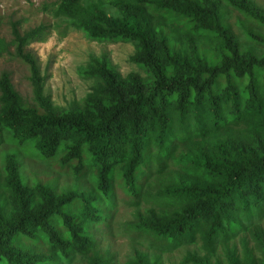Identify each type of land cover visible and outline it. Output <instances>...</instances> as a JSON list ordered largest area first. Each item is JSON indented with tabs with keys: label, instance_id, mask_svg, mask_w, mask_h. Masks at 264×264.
Instances as JSON below:
<instances>
[{
	"label": "trees",
	"instance_id": "obj_1",
	"mask_svg": "<svg viewBox=\"0 0 264 264\" xmlns=\"http://www.w3.org/2000/svg\"><path fill=\"white\" fill-rule=\"evenodd\" d=\"M224 1L244 17L259 53L238 46L216 0L55 1L53 14L88 38L131 42L129 59L142 71L122 74L105 55H89L80 73L93 81L67 108L44 92L45 74L25 48L50 25L20 30L9 21L0 53L26 65L31 98L0 71V140L4 132L15 146L2 156L12 207L0 201V264H61L75 254L85 255V264H114L94 230L109 228L116 198L135 204L152 170L169 159L177 169H168L171 177L153 194L157 208L135 210L120 228L132 239L165 249L198 237L206 253L187 251L179 264H220L208 257L215 242L263 215L264 10L251 0ZM239 123L245 127L231 133ZM220 130L226 132L204 139ZM178 142L183 149L173 155ZM18 150L57 173L88 176L90 186L65 190L48 178L28 180ZM260 244L264 264L263 236ZM244 253L240 259L225 247L226 264H256ZM124 264L161 260L133 248Z\"/></svg>",
	"mask_w": 264,
	"mask_h": 264
},
{
	"label": "rangeland",
	"instance_id": "obj_2",
	"mask_svg": "<svg viewBox=\"0 0 264 264\" xmlns=\"http://www.w3.org/2000/svg\"><path fill=\"white\" fill-rule=\"evenodd\" d=\"M55 1L57 0H0V38L3 40L8 41L10 39L9 21L11 20L17 21L20 30L40 22L50 25L42 38L30 41L25 48L34 57L40 73L45 74L43 90L49 94L54 104L61 108H67L73 101H81L93 81L91 77L80 73L89 55H105L113 68L122 74L128 71H136L142 74V71L129 59L134 49L131 42L92 40L88 38L83 31L68 24L64 16L53 14L52 9ZM216 1L225 12V21L237 40L238 46L240 48L250 47L256 53H259L262 46L247 37L245 31L247 23L244 17L224 0ZM251 1L264 10V0ZM112 9L108 8L106 11L110 12ZM253 27H255L254 24ZM9 49L11 50V48ZM1 70L9 72L13 86L25 100H30L31 90L26 65L18 57L7 52H1ZM244 127V123H239L232 126L230 132L234 133ZM225 132V130H220L208 133L204 136V139H211L212 136H222ZM183 146V143L178 142L173 155L178 154ZM13 147L15 146L7 141L5 133L2 132L0 140V201L4 210L11 209L12 205L9 192L2 187L4 182L2 156ZM18 157L20 159V171L28 180L48 178V181L52 182L57 189L65 190L73 185L83 189L90 186L88 176L76 179L70 174L57 173L50 169L46 161L25 155L20 150H18ZM168 169H177V165L172 164L170 159L161 171L152 170V174L143 186L142 196L135 204L119 197L116 198L114 207L110 208L109 218L107 219L109 228L107 230H94L99 240V247L108 250L112 254L114 264H124L125 261L130 259L133 248L147 255L159 253L161 264H179L187 251H193L200 255L206 253L198 237L191 242L182 243L174 248L158 249L151 246L146 239L141 237L132 239L133 236L130 233H123L120 230L125 222L134 221L135 210L145 213L147 207L157 208L153 194L160 183H166L171 177ZM31 177L34 179H31ZM260 236L264 237V213L258 219L253 218L250 223H244L240 229L238 228L234 232L220 237L215 242L214 250L208 254L209 260L226 264L224 249L225 247H232L240 259L247 249L256 264H261ZM85 262V255L75 254L69 262L61 264H85Z\"/></svg>",
	"mask_w": 264,
	"mask_h": 264
}]
</instances>
